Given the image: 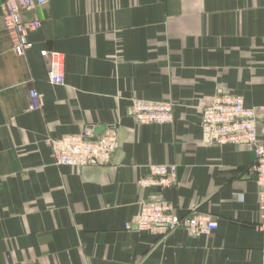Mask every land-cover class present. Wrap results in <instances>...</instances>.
<instances>
[{"label":"crops","instance_id":"1","mask_svg":"<svg viewBox=\"0 0 264 264\" xmlns=\"http://www.w3.org/2000/svg\"><path fill=\"white\" fill-rule=\"evenodd\" d=\"M23 17L42 25L19 56L0 9V264H264L254 153L201 129L219 92L264 106V0H50ZM52 53L63 85L49 81ZM133 98L173 102V121L136 122ZM113 124L109 164H55L51 139ZM152 163L176 165L164 198L212 214L215 231L160 243L126 228L155 194L137 185Z\"/></svg>","mask_w":264,"mask_h":264},{"label":"built area","instance_id":"2","mask_svg":"<svg viewBox=\"0 0 264 264\" xmlns=\"http://www.w3.org/2000/svg\"><path fill=\"white\" fill-rule=\"evenodd\" d=\"M50 0H2V24L12 41L14 52L24 56L34 45L29 33L38 30L42 22L38 17L26 20L23 11L44 7ZM57 53H52L49 81L55 85L65 83L64 71ZM32 109H41L42 95L30 90ZM175 104L169 101H150L133 98L130 114L136 122L170 123L174 119ZM264 106L248 108L242 95L219 92L202 107L201 129L210 144L230 143L244 146L254 153L252 170L258 186L257 229L264 231ZM54 162L58 166L82 167L107 165L116 152L119 141L116 124L106 127L100 134L86 128L80 134L65 135L49 141ZM149 172L139 177L140 189L154 188L155 194L141 199L136 218L126 223L127 229H136L158 235L160 243L179 229L190 235H210L219 226L218 219L208 212L192 209L181 214L164 198V192L177 184V167L169 163L149 164ZM142 264V263H140Z\"/></svg>","mask_w":264,"mask_h":264}]
</instances>
